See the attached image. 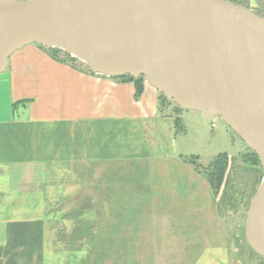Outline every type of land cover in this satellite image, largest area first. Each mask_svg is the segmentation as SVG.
Segmentation results:
<instances>
[{
	"label": "water",
	"instance_id": "obj_1",
	"mask_svg": "<svg viewBox=\"0 0 264 264\" xmlns=\"http://www.w3.org/2000/svg\"><path fill=\"white\" fill-rule=\"evenodd\" d=\"M33 43L226 123L262 169L245 237L264 257V15L229 0H0V73Z\"/></svg>",
	"mask_w": 264,
	"mask_h": 264
},
{
	"label": "crops",
	"instance_id": "obj_2",
	"mask_svg": "<svg viewBox=\"0 0 264 264\" xmlns=\"http://www.w3.org/2000/svg\"><path fill=\"white\" fill-rule=\"evenodd\" d=\"M249 5L264 12V0ZM7 68L0 73V264H56L63 202L90 206L68 218L102 217L94 203L108 202V192L94 188L110 184L93 180L84 189L83 180L64 181L53 171L184 156L175 118L186 132L188 114L162 105L146 80L136 97L133 82L57 61L35 44L13 52Z\"/></svg>",
	"mask_w": 264,
	"mask_h": 264
},
{
	"label": "rangeland",
	"instance_id": "obj_3",
	"mask_svg": "<svg viewBox=\"0 0 264 264\" xmlns=\"http://www.w3.org/2000/svg\"><path fill=\"white\" fill-rule=\"evenodd\" d=\"M248 8L264 15L250 5ZM70 58L75 66L88 67L80 59ZM164 102L162 105L176 108L166 95ZM182 110L188 114L187 131L178 132L177 140L184 156L166 161L75 164L53 171V177L64 181L83 180L84 189H92L86 185L93 180L110 184L94 188L95 194L108 192L102 195L108 202L94 203L102 208V217L68 218L67 214L85 212L90 206L84 200L63 202L64 217L55 225L59 231L54 244L59 251L56 264L264 262L245 237L248 207L262 178L253 151L219 117L207 119L199 111ZM219 154H226L229 162L215 191L207 181L206 166ZM189 156L198 157L184 158Z\"/></svg>",
	"mask_w": 264,
	"mask_h": 264
},
{
	"label": "trees",
	"instance_id": "obj_4",
	"mask_svg": "<svg viewBox=\"0 0 264 264\" xmlns=\"http://www.w3.org/2000/svg\"><path fill=\"white\" fill-rule=\"evenodd\" d=\"M231 2H234L236 4H240L243 5L245 7L248 8L249 5V0H230ZM259 14V13H258ZM38 46V45H37ZM39 47L44 48L43 46L39 45ZM46 49V48H45ZM48 53L50 54L51 57H53L54 59H56L57 61L63 62V63H68L71 66H75L73 63H71L73 60V58H70V55L64 53L61 49L58 48H49ZM59 53H62L64 56L63 58L59 57ZM67 56V58H66ZM70 59V60H69ZM75 59V58H74ZM88 68V67H86ZM89 72L93 73L89 68H88ZM115 80H118L120 82H133L135 85V96L138 97L141 92H142V86H143V76H139L137 78L131 77L130 75H122V76H118V77H111ZM160 95L163 96V98H161V101L164 100L165 95L160 93ZM160 98V97H159ZM16 104H14L13 106L15 107ZM176 109L178 111H181V108L176 105ZM175 126L176 129L180 132L181 130V121L178 117L175 118ZM254 157H256L257 162L258 158L255 155V153L253 152ZM198 156H189V157H184L185 159H195ZM229 162V157L226 154H219L212 162H210L205 168L207 173V181L208 183L211 185V187H213V189L215 191H217L220 188V185L224 179V175H225V171H226V167L228 165ZM260 165V164H259ZM258 255V254H257ZM264 259V257H262ZM261 264H264V262H261Z\"/></svg>",
	"mask_w": 264,
	"mask_h": 264
},
{
	"label": "bare ground",
	"instance_id": "obj_5",
	"mask_svg": "<svg viewBox=\"0 0 264 264\" xmlns=\"http://www.w3.org/2000/svg\"><path fill=\"white\" fill-rule=\"evenodd\" d=\"M212 64H214V63L212 62Z\"/></svg>",
	"mask_w": 264,
	"mask_h": 264
}]
</instances>
